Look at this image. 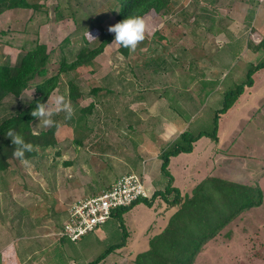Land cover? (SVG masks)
<instances>
[{"label": "rangeland", "instance_id": "374dc122", "mask_svg": "<svg viewBox=\"0 0 264 264\" xmlns=\"http://www.w3.org/2000/svg\"><path fill=\"white\" fill-rule=\"evenodd\" d=\"M101 1L31 0L37 4L35 8L5 11L0 15V29L7 31L0 34V60L6 58L15 65L25 51L44 43L52 61L56 62L49 64L51 74L55 73L61 55L64 53L72 60L83 45L80 40L83 32L92 41L98 38V26L109 32V27L116 24L113 14L104 17L97 12L98 7H104ZM172 2L167 11H150L142 17L144 37L151 49L144 47L138 53L113 39L90 66L79 71L77 107L93 103L82 126L74 127L61 110L52 117L57 122L53 145L44 149L38 147L37 154L30 158L8 159V167L0 171L1 245L16 236L33 234L40 240L42 233L57 232L69 205L87 193L85 186L90 171H96L98 176L105 171L122 174L128 172L134 161L137 172L145 168L155 184H165L161 158L149 164L141 159L133 160L138 147L145 148V154L152 155L153 150L161 154L175 134L184 129L197 133L213 126L215 109L220 108L222 95L236 90L246 78L249 64L258 62V54L252 48L264 37V0ZM107 3L109 0H105ZM72 7L77 14L78 9L92 14L90 25H82L81 20L79 28L70 13ZM149 58L153 60L145 67L143 63ZM155 60L159 66L152 64ZM187 69L196 75V80L180 89L181 110H178L170 105L174 97L168 93L169 97L165 89L179 86L183 81L182 73ZM60 76L46 102L53 103L57 95L70 101L67 77ZM202 79L209 80L205 81L209 82L205 87L200 86L201 81L197 82ZM251 79L252 84L243 83V91L219 115L217 139L202 134L194 141L191 151L171 156L167 166L176 185L184 190L181 195L189 194L193 186L208 175L240 181L249 179L246 185H256L262 193L261 204L235 214L202 244L191 264H264V163L257 161L264 155V68L253 72ZM95 87H100L98 92L92 91ZM33 95L35 88H28L16 101H27ZM5 101L10 103L13 99ZM165 123L172 124V133L162 131ZM49 127L37 119L31 128L38 133ZM158 196L155 198L168 204L165 196ZM152 213V208L140 199L108 219L104 228L84 234L75 244L66 239L64 251L54 245L45 255L63 257L62 254H69V250L72 252L76 247L79 253L90 257L88 264H92L110 245L118 244L115 247L118 249L125 240L126 244L120 249L124 255L128 254L125 264H135V256L130 254L146 245L145 241L142 245L136 241L150 225L149 232L158 229L153 225ZM16 215L15 221L12 218ZM103 235L102 241L96 242L95 237ZM20 241L19 237L14 239V244L7 247L8 253L0 250V264L20 246ZM75 255L77 264H84L81 256Z\"/></svg>", "mask_w": 264, "mask_h": 264}, {"label": "trees", "instance_id": "16d2710c", "mask_svg": "<svg viewBox=\"0 0 264 264\" xmlns=\"http://www.w3.org/2000/svg\"><path fill=\"white\" fill-rule=\"evenodd\" d=\"M172 1L173 0H109V3L105 4V0H103L99 3H103L104 7H98L97 12L104 17L113 14L116 23H118L132 16L142 18L150 11L155 13H160L162 10L167 11L173 4ZM36 6L37 4L32 3L31 0H0V15L12 9L35 8ZM81 10L78 9L79 13L77 14L73 7L70 9V13L75 18L79 28H81L79 24L81 20H83L81 22L82 25L83 23L90 25L92 17V14L89 15L88 12ZM59 12L58 10V15H60ZM211 21L213 22V19H211ZM98 30V38L96 37L92 41L88 40L83 32L80 37L83 45L76 51L74 58L68 60L63 53L60 59L57 60L59 62L58 70L53 74H51L49 64L52 62L51 65H54L56 62L52 61L51 52L49 53L44 43H38L25 51L19 62L15 65L11 64L6 58L0 60V171L8 167V159L16 157L13 155L16 146L12 144L11 138L6 135L10 128L21 134L25 141L33 146L31 151H26L24 153L23 158L16 157L18 159L33 157L37 154L38 147L44 149L55 143L53 131L57 126V122L54 120L55 123L47 130L35 133L32 131L31 127L36 122L37 118L33 117L31 112L36 107L37 101L46 102L49 94L57 87L61 79L60 75L62 74L67 77V96L73 109V114L70 118H67V121L72 123L74 127L83 125L86 113L91 112L93 103H90L86 107H77L75 101L78 95H80L79 87L76 82L77 74H79V71L83 67L87 65L90 66L92 60L103 52L105 46L110 41L115 39V33H109L104 27L98 26ZM5 32L7 31L0 29V34L3 35ZM144 47L148 50L151 49V45H149V41L146 37L137 43L133 51L140 53L138 50ZM252 50L258 54V62L254 65L249 64L246 70V78L241 84L236 86V90H228L224 96L222 95L223 99L222 102H220L221 106L215 109L213 126L210 130L192 133L190 130L184 129L170 141L166 149L160 154L161 170L169 179L165 190L160 194L166 197L170 205L176 206L177 208L170 217L166 227L159 234L150 239L149 248L136 255L135 264H191L202 244L228 223L235 214L243 209L259 206L261 204L262 193L258 186L233 182L226 178L211 175L198 181L189 194L181 195L179 189L171 185L172 176L167 170L169 158L180 152L191 151L194 141L202 134L212 136L214 140L217 139L219 115L226 111L237 99L238 95L243 91V83L247 85L252 84L251 74L260 68H264V57H262L264 52V37L257 45H253ZM259 53H261V56H259ZM150 60L153 59H147V63H143V65L146 67ZM152 64L154 66H159L156 60L152 61ZM154 66H152V68L156 69ZM182 75L183 81H181L179 86L175 89L171 86H167L165 89L167 95L171 93L174 97V99H170L173 101V104L170 103V105H174L178 110H181L178 104L180 101L178 95L182 93L180 89L187 86L189 82L196 80V75L192 74L188 69L184 70ZM200 81L201 87H205V85L209 83H205V81L209 80L203 79L197 82ZM215 82H217V80ZM186 83L187 85H185ZM31 87L35 88V95L27 101H16L24 90ZM99 88L100 87H95L92 91L98 92ZM106 91H108V89H106ZM11 99H13V101L10 103L5 101ZM186 103L189 104L188 102ZM3 111H5V113L1 115ZM76 142L79 141L76 140ZM260 157H262V159H258L257 161L264 163V155ZM140 199H143L146 204H150V200L147 198H139L127 206L114 209L110 218L118 216L119 212L129 209ZM114 247H117L116 244H112L109 249L107 248L105 252H102L92 261V264L102 259L103 256L110 250H113Z\"/></svg>", "mask_w": 264, "mask_h": 264}, {"label": "crops", "instance_id": "0c3cea01", "mask_svg": "<svg viewBox=\"0 0 264 264\" xmlns=\"http://www.w3.org/2000/svg\"><path fill=\"white\" fill-rule=\"evenodd\" d=\"M253 20H255V19L253 18ZM162 131L164 133H172L173 132L172 124L165 123V125L162 128ZM178 134L179 133L175 134V136H177ZM156 151H158V150H155V151L153 150L152 155L145 154V148L139 146L137 149L136 158L135 159L133 158V160L141 159V161H143V163L147 164V162H148V164H149V162L153 159H156V158L160 159V151L159 152H156ZM241 159H244V158H241ZM132 163H133L132 164L133 166L128 168L126 170L128 172H126V173L136 172V173L143 175L145 189H146V193H147V199L150 200V204L149 205L146 204V205L152 208V211H153L152 214H154V217H152L153 218V225L158 226V229H156L155 232H153V231L149 232V229L151 228V225H150L145 230V233L143 234L142 238H140V239H138V241H136V243L138 245H142L144 243V241L146 243V245L143 249L137 250L133 254H130L131 256L134 255L136 257L137 254L146 251L149 248L150 239L153 236L159 234L166 227V225L169 222L170 217L176 211V207L170 205L169 203L167 204L168 205L167 206L165 203H161L158 198H155L156 195H159L158 197H160L161 196L160 193H162L165 190V187H166L168 180H169L168 177L165 175V178L167 180V182H165V184L163 182H158L157 184H155L154 183L155 179H152L151 177H149V175L145 171V168L140 170V172H137V170H136L137 169V162L133 161ZM170 163H171V159L169 158L168 165H170ZM110 164H112V163H110ZM90 172L91 173L89 176L88 183L85 186V188H87V193L84 194V197L93 196V195L97 194L98 192H100L101 190L108 188L120 175L125 174V173L120 174L119 172L113 174L112 171L111 172L105 171V173H100L101 176H98L95 173L96 171L95 172L90 171ZM171 176H172L171 185L173 187L179 189L180 193L182 194V192L184 190L176 185L175 177L172 174H171ZM225 178L230 180V181H233V182H238V183H243V184L244 183H250L249 179H247L245 181H243V180L240 181L238 179L237 180L236 179H230L229 177L228 178L225 177ZM76 189H78V188H76ZM79 191L81 192V190H79ZM154 193H156V194H154ZM66 214H67V211H66ZM66 214H65V218H66ZM159 214H161V215L159 216ZM65 218H64V220H65ZM12 219L16 221L17 215ZM63 221H62V223H63ZM62 223H61V226H62ZM61 226L59 227V229L61 228ZM105 226H106V223L101 225L100 227L104 228ZM35 227H37V226H35ZM59 229H58V231H59ZM96 230L92 231V232L94 233V232H96ZM105 231L108 232L107 228ZM57 232L46 233L48 236L46 238H44V236H46V234L42 233L41 234L42 240L40 239L41 241L35 237L36 235H33V234L26 236V237H24V235L16 236L15 238L11 239L10 242H6L5 245L3 246V245H1V240H2L1 239L2 222H1L0 223V250L8 253L9 251H7V247L10 248L11 245L14 244V242H12V241L14 239H18V237L21 239V241L18 243V245H20V246L15 247L16 249L14 251H11V253L7 257V259L4 258V262L2 259L1 263L2 264H77L76 255H75L77 253L81 256L80 257L81 262L84 264H88L90 257L83 255L82 253H79V251L73 245L72 246L74 247L75 250H72V252L75 254H73L69 250V254L65 255V253H64L61 255L63 257H59V258L57 255H53V256H50V255L46 256L47 254L45 255L46 250H48L50 247H53L54 245L60 246V248H62L63 251H64V249H66V247H65L66 238L59 237L57 235ZM50 234H53V237L49 236ZM103 237H104V235L100 236V237H95L96 242L99 243L100 241H102L101 238H103ZM51 238H53V239H51ZM76 241H70V242L74 243ZM124 243L126 244L125 240H123L122 244H124ZM8 244H9V246H8ZM113 245H115V244H113ZM116 246H117V244H116ZM123 246L119 247L118 249H116L114 247L113 250H110L105 256H103L102 259L97 261L95 264H125V262L127 261L126 258H127L128 254L124 255L123 251H120V249ZM40 254H43V255H40ZM135 257H134V259H135Z\"/></svg>", "mask_w": 264, "mask_h": 264}, {"label": "built area", "instance_id": "2783aa9c", "mask_svg": "<svg viewBox=\"0 0 264 264\" xmlns=\"http://www.w3.org/2000/svg\"><path fill=\"white\" fill-rule=\"evenodd\" d=\"M142 197L147 198L143 175L136 172L122 174L97 194L74 200L67 208L66 218L57 235L76 241L104 224L114 209Z\"/></svg>", "mask_w": 264, "mask_h": 264}, {"label": "clouds", "instance_id": "9594fccd", "mask_svg": "<svg viewBox=\"0 0 264 264\" xmlns=\"http://www.w3.org/2000/svg\"><path fill=\"white\" fill-rule=\"evenodd\" d=\"M109 32L115 33V41L125 48L135 49L137 43L144 39L145 22L137 16L128 17L115 25L109 27ZM66 112V118H70L73 109L70 101L63 95H57L53 103L36 102V107L32 110L31 115L37 118L45 127L52 126L55 121L53 115L59 111ZM7 137L11 138V142L15 145L13 155L23 158L26 151L32 150V145L25 141L24 137L15 132L14 129L7 131Z\"/></svg>", "mask_w": 264, "mask_h": 264}]
</instances>
